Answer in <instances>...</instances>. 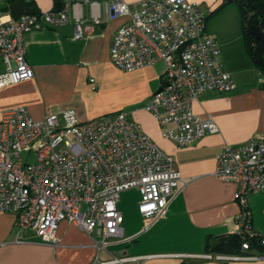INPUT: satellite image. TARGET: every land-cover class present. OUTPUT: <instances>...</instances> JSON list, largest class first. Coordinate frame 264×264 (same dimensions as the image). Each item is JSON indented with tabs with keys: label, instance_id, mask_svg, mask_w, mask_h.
I'll list each match as a JSON object with an SVG mask.
<instances>
[{
	"label": "built area",
	"instance_id": "built-area-1",
	"mask_svg": "<svg viewBox=\"0 0 264 264\" xmlns=\"http://www.w3.org/2000/svg\"><path fill=\"white\" fill-rule=\"evenodd\" d=\"M98 0L13 18L0 6V88L34 77L26 57L24 35L58 27L73 19L74 39H88L102 21L77 13ZM72 13L70 17L69 13ZM125 16L110 48L114 65L131 72L158 62L166 69L160 88L146 109L158 121L161 134L182 149L208 134L220 132L212 117L201 118L192 102L211 91L234 88L231 73L220 59V44L206 31V16L187 0H112L108 18ZM94 81V79H91ZM26 154V157H23ZM35 155V162H30ZM215 176L236 185L237 230L249 249L257 236L248 207L251 194L264 192V138L224 147L216 156ZM189 179L183 178L174 157L163 150L125 111L81 120L69 108L43 120L26 107L0 117V212L16 215V227L32 230L42 241L59 244L57 230L67 221L106 248L108 239L124 237L120 193L137 188L139 212L146 229L167 215L168 207ZM97 238H100L98 241ZM264 245V239L261 237ZM153 255L113 257L98 264H120ZM209 258L254 260L257 255L210 254Z\"/></svg>",
	"mask_w": 264,
	"mask_h": 264
},
{
	"label": "crops",
	"instance_id": "crops-1",
	"mask_svg": "<svg viewBox=\"0 0 264 264\" xmlns=\"http://www.w3.org/2000/svg\"><path fill=\"white\" fill-rule=\"evenodd\" d=\"M12 1L0 0V6L8 9ZM111 1L98 0L93 9L88 4L76 9L86 20L94 13L102 21L88 39L73 38L72 18L66 25L24 35L26 57L34 77L0 88V117L2 112L20 106L26 107L36 120L69 108L75 109L81 120L125 111L174 157L181 176L189 182L172 200L167 215L147 229L138 208L140 196L127 213L118 206L124 216V237L109 238L106 248L96 245L86 232L67 221H62L57 230L59 244L44 242L32 230L19 231L14 213L0 212V264H98L114 256L143 255L153 256L120 264H264L263 258L208 257L215 254L210 248L214 242L236 232L240 209L235 198L236 185L214 174L216 156L228 145L264 138V70L247 50L237 3L234 1L236 6L232 7L225 0H187L196 3L205 14L206 31L220 44V59L233 77L234 88L207 92L192 102V111L203 119L212 117L220 132L177 149L162 136L158 121L146 109L162 84L165 63L131 72L114 65L110 57L113 35L127 17L108 18ZM23 2L36 12H45L61 8L65 0ZM121 89L127 96L124 105L116 103ZM248 207L253 229L264 239V192L251 194ZM254 253L260 256L257 251Z\"/></svg>",
	"mask_w": 264,
	"mask_h": 264
},
{
	"label": "trees",
	"instance_id": "trees-1",
	"mask_svg": "<svg viewBox=\"0 0 264 264\" xmlns=\"http://www.w3.org/2000/svg\"><path fill=\"white\" fill-rule=\"evenodd\" d=\"M234 1L237 3L239 8L245 44L250 56L253 58V52L258 44V39L250 33L249 28L251 25H256L264 30V0ZM258 66L264 70V67L260 65ZM243 242L244 240L239 235L234 233L232 235L219 238L210 246V248L215 254L255 255L254 251H257L260 256H264V245L261 243L260 235L249 239L250 247L247 250L242 248Z\"/></svg>",
	"mask_w": 264,
	"mask_h": 264
},
{
	"label": "water",
	"instance_id": "water-1",
	"mask_svg": "<svg viewBox=\"0 0 264 264\" xmlns=\"http://www.w3.org/2000/svg\"><path fill=\"white\" fill-rule=\"evenodd\" d=\"M234 0H225V3H232ZM8 10L13 18H18L23 14H33L36 13V9L24 4L23 0H14L9 6ZM250 33L258 39V44L256 45L253 52V60L256 64L264 67V30L256 25H251Z\"/></svg>",
	"mask_w": 264,
	"mask_h": 264
},
{
	"label": "rangeland",
	"instance_id": "rangeland-1",
	"mask_svg": "<svg viewBox=\"0 0 264 264\" xmlns=\"http://www.w3.org/2000/svg\"><path fill=\"white\" fill-rule=\"evenodd\" d=\"M230 5L233 7V6H236V3L232 2L230 3ZM125 93L126 92L123 89H121L120 92H118L117 101H116L118 105L125 104V100L127 99V96L125 95ZM126 107L130 108L131 106H126ZM23 157H26V154H23ZM30 162H35V155H31ZM138 191L135 189H129V190H126L120 193V199L118 203L119 208L120 209L123 208L125 212L127 213L134 206L135 200L139 196L141 197V195H138Z\"/></svg>",
	"mask_w": 264,
	"mask_h": 264
}]
</instances>
